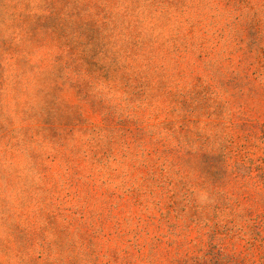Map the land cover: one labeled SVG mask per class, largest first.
Listing matches in <instances>:
<instances>
[{
  "label": "rangeland",
  "instance_id": "obj_1",
  "mask_svg": "<svg viewBox=\"0 0 264 264\" xmlns=\"http://www.w3.org/2000/svg\"><path fill=\"white\" fill-rule=\"evenodd\" d=\"M0 264H264V0H0Z\"/></svg>",
  "mask_w": 264,
  "mask_h": 264
}]
</instances>
